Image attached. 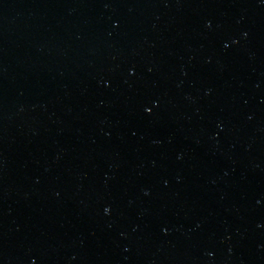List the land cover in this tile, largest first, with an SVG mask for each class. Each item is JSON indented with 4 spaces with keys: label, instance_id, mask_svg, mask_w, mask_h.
Masks as SVG:
<instances>
[{
    "label": "water",
    "instance_id": "1",
    "mask_svg": "<svg viewBox=\"0 0 264 264\" xmlns=\"http://www.w3.org/2000/svg\"><path fill=\"white\" fill-rule=\"evenodd\" d=\"M0 264H264V0H0Z\"/></svg>",
    "mask_w": 264,
    "mask_h": 264
}]
</instances>
